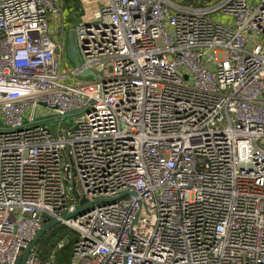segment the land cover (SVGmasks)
Wrapping results in <instances>:
<instances>
[{
    "label": "built area",
    "instance_id": "1",
    "mask_svg": "<svg viewBox=\"0 0 264 264\" xmlns=\"http://www.w3.org/2000/svg\"><path fill=\"white\" fill-rule=\"evenodd\" d=\"M53 220L69 264H264V0H0V264Z\"/></svg>",
    "mask_w": 264,
    "mask_h": 264
},
{
    "label": "trees",
    "instance_id": "2",
    "mask_svg": "<svg viewBox=\"0 0 264 264\" xmlns=\"http://www.w3.org/2000/svg\"><path fill=\"white\" fill-rule=\"evenodd\" d=\"M211 0H182L184 4H196L208 2ZM68 7L73 6L75 10L79 11L80 9V0H65ZM77 239V233L64 226V225H55L51 227L44 236L37 243V248L39 253L45 258L50 252L55 250L56 244L60 240H67L66 245L61 249L56 251L57 260L60 264H69V260L72 253V246Z\"/></svg>",
    "mask_w": 264,
    "mask_h": 264
},
{
    "label": "water",
    "instance_id": "3",
    "mask_svg": "<svg viewBox=\"0 0 264 264\" xmlns=\"http://www.w3.org/2000/svg\"><path fill=\"white\" fill-rule=\"evenodd\" d=\"M68 50H69V54L70 57L77 62V49H76V44H75V37L74 34L72 33L70 36V40H69V45H68ZM88 74H91L90 71H85V73L83 74V76H87ZM89 206V205H88ZM87 206V207H88ZM87 207L85 208H80L78 207L77 211L73 214H79L81 212H83ZM72 216V215H71ZM55 225H59V221L57 220H53L51 222L46 223V225L44 226V228L42 229V231L39 233V235L36 237V239L31 243L30 247L28 248L27 252H26V256L30 253V251L32 250L33 247L36 246V244L39 242V240L44 236V234L53 226ZM21 264H24V260L22 261Z\"/></svg>",
    "mask_w": 264,
    "mask_h": 264
},
{
    "label": "rangeland",
    "instance_id": "4",
    "mask_svg": "<svg viewBox=\"0 0 264 264\" xmlns=\"http://www.w3.org/2000/svg\"><path fill=\"white\" fill-rule=\"evenodd\" d=\"M66 60H67V66H70V67L74 68V66L76 65V61H74V60L70 57V55H68V57H66ZM42 110H44V111L39 112V113L43 114L44 116H47L46 119H51V118L53 117L52 114H51V111H49V110H47V109H42ZM66 122H67V120H66ZM50 124H51L53 127H55V126L57 125V121H55V120H51V121H50Z\"/></svg>",
    "mask_w": 264,
    "mask_h": 264
},
{
    "label": "crops",
    "instance_id": "5",
    "mask_svg": "<svg viewBox=\"0 0 264 264\" xmlns=\"http://www.w3.org/2000/svg\"><path fill=\"white\" fill-rule=\"evenodd\" d=\"M70 36H71V34H70ZM69 40H70V37H69Z\"/></svg>",
    "mask_w": 264,
    "mask_h": 264
}]
</instances>
